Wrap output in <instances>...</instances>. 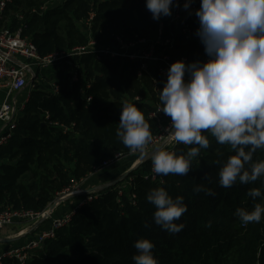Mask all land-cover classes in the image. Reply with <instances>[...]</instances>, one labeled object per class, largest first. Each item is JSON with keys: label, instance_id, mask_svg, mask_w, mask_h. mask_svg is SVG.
Masks as SVG:
<instances>
[{"label": "trees", "instance_id": "trees-1", "mask_svg": "<svg viewBox=\"0 0 264 264\" xmlns=\"http://www.w3.org/2000/svg\"><path fill=\"white\" fill-rule=\"evenodd\" d=\"M37 1L43 0H14L9 9L15 14L13 29L19 25L16 15H24V36L36 26L26 37L42 56L85 45L90 39L100 45L117 44V36L153 39L164 17L154 20L146 0H63L41 14L23 13L26 5L32 8ZM79 20L90 22L83 30L77 26ZM172 31L176 37L168 50L172 58L206 62L202 43H183L179 28L174 26ZM71 67L69 73L59 65L48 73L43 71L57 82L60 92L42 94L39 102L26 105L14 137L0 148V212L9 207L43 212L57 195L80 184L105 161L129 153L116 136L125 101L142 111L152 135L156 133L157 123L149 117L159 101L153 82L154 78L161 80L156 65L150 64L149 74L139 73L136 62L86 55L74 57ZM74 73L86 84L73 82ZM19 130L22 135L17 140ZM209 132L202 131L209 147L201 148L191 160L186 176L157 174L158 181L146 180L151 161L140 164L129 173L126 181L131 177V185L122 194L117 185L101 189L91 202L79 207L54 239L31 251L25 264H134L133 245L139 238L154 244L158 264H264V214L260 222L247 224L234 215L238 207L252 210L254 204H264V176L250 184L237 181L221 187L216 161L234 153ZM190 147L179 144L175 152L186 153ZM253 159H264V148L257 149ZM196 185L215 195L194 192ZM158 187H164L173 198H184L187 210L174 221L184 225L178 233L163 230L153 220L155 208L146 195ZM253 187L260 189V197L247 195ZM3 264L20 263L6 258Z\"/></svg>", "mask_w": 264, "mask_h": 264}, {"label": "clouds", "instance_id": "clouds-1", "mask_svg": "<svg viewBox=\"0 0 264 264\" xmlns=\"http://www.w3.org/2000/svg\"><path fill=\"white\" fill-rule=\"evenodd\" d=\"M192 0L183 5L189 9ZM146 8L154 20L170 16L173 0H146ZM199 27L196 35L204 47L206 62L186 63L178 60L167 70V79L159 91L162 112L170 118L166 134L171 140L191 145L186 153L166 150L154 145L152 133L144 114L138 107L125 101L121 106L116 136L131 152L139 151L141 160H151L152 171L167 176H186L190 162L200 149L209 147V139L202 131H210L215 141L228 145L234 154L218 159V184L231 187L237 181L250 184L264 176V159L254 160L257 149L264 148V0H200L195 10ZM194 192L211 189L196 185ZM253 199L261 196L258 187L249 188ZM146 199L155 211L153 220L163 230L180 232L177 224L187 210L182 196L173 198L164 187L151 189ZM264 204H254L252 210H235L241 223L260 222ZM134 264H158L146 238L134 242Z\"/></svg>", "mask_w": 264, "mask_h": 264}, {"label": "built area", "instance_id": "built-area-1", "mask_svg": "<svg viewBox=\"0 0 264 264\" xmlns=\"http://www.w3.org/2000/svg\"><path fill=\"white\" fill-rule=\"evenodd\" d=\"M13 2L14 0H0V91L6 94L5 99L0 104V148L8 145L14 137L19 119L28 102V97L22 99L20 98V93L27 86L30 78L34 79L36 77L37 72L45 71L55 65L65 63L67 58L86 55H95L98 57L103 55L112 59L136 62L139 65V73L146 72L149 74L150 64H154L158 67L161 76L160 81L155 78L153 79L154 93L159 99V91L162 90L163 84L167 79V70L172 63L176 62L168 53V50L173 48L176 43V37L172 31V27L177 26L179 28L180 35L183 37V43H187L188 41L201 43L199 37L196 35L199 22L195 15V10L199 8L200 0H192L189 9L183 8L187 0H173V4H178L179 6L171 7L172 14L170 16H164L161 19L153 39L139 35H135L132 39L117 36L115 38L117 44L115 45H100L95 40L90 39L85 45L42 56L39 54L37 46L28 37L24 36L26 24L23 23L24 15L22 13L16 15L19 23L17 28L13 29L10 25L6 24L9 6ZM46 6H48L47 3H44L39 9L33 10L32 14L43 13L47 9ZM181 60L188 63L187 58H181ZM78 79L77 74L74 73L72 81L78 82ZM51 91L54 94H58L60 92V86L56 83L53 84ZM88 100L90 101L91 98L89 97ZM136 100L139 99L137 98ZM149 117L156 121L157 130L152 135V141L146 145V152H150L153 146L157 144L164 145L168 151H175L177 145L183 144L171 140L166 134L170 118L162 112L160 101L155 103V107ZM128 159L132 161L128 173L142 164L141 153L139 151H130L127 154L120 153L113 159L105 161L99 168L95 169L92 175L112 168L120 162L128 161ZM145 179L151 181L159 180L158 175L152 171V166L150 174L145 176ZM131 181L132 179H130V185ZM76 185L77 183H74L73 186L60 194L64 195L72 191L70 194L79 193L80 189L77 190L74 188ZM127 187L128 185L126 184L120 185L118 188L119 193L122 194L123 190ZM92 193H89V195ZM97 196L98 194L95 195L93 193L92 196L85 198L78 208L91 202ZM132 197L135 198L136 196L132 194ZM75 212L68 213L62 218H54V210L52 208L43 212L8 208L0 212V234L16 221L29 220L37 224L44 220H52L50 228L42 230L35 239L30 240L22 249H8L0 253V264H3L6 258L16 259L20 264H25L31 251L39 249L47 240L54 239L57 231L70 223Z\"/></svg>", "mask_w": 264, "mask_h": 264}, {"label": "rangeland", "instance_id": "rangeland-1", "mask_svg": "<svg viewBox=\"0 0 264 264\" xmlns=\"http://www.w3.org/2000/svg\"><path fill=\"white\" fill-rule=\"evenodd\" d=\"M31 1H33V0H24V3H28ZM62 1L63 0H52L50 2H47V1L45 2L44 0L42 2L37 1L35 3V6L32 8H28L29 6L26 5V7L23 8V10H24L23 13L26 14V13L33 12V10L39 9L40 6L43 5L44 3H47V5H48V6H46L47 9H51L52 7L59 6L62 3ZM14 15L15 14L12 12V9H9L7 23H6L7 25H10V26L12 25V19L14 18ZM87 23H89V21L86 22L85 20H81V21L79 20V22L77 23V26H79L81 29L84 30L83 26L86 25ZM35 28H36V26L29 29L28 32L26 33V36H28V37L31 36V34L35 30ZM72 62H73V58H67L65 60V63H61V64H59V66L65 70H67V72L69 73L71 71V69L73 68V67H71ZM47 71L48 70H46V72ZM55 73H57V71ZM79 82L80 83L82 82V85L86 84V80L83 77H81V79L80 78L78 79L77 83H79ZM55 83H57V82L53 79L52 80L49 79V77L46 76L45 72H43V71L37 72L36 77L34 79L30 78L27 86L20 93V98L23 99L25 97H28L27 105L30 104L31 102L37 103V102H39L38 97H41L42 94L51 92L52 85ZM3 95H4L3 91H0V103L4 100ZM21 135H22L21 131L20 130L17 131V140L21 139ZM147 161H151V160H150V158L145 157L142 160V164L146 163ZM131 164H132L131 159H128V161L120 162L117 165L113 166L112 168L105 169L98 174L90 175L88 178L82 180L80 184H77L74 187L77 190L80 189L79 193L70 194L73 192L72 191V192L64 194V195L59 194V195H57V197L54 199L52 204L47 209L52 208L54 210V212L56 213L55 215H58V218H62L64 215H66L68 213L75 212L76 209L78 208V206L83 202V200L85 198L92 196L93 193L96 195V194H98L100 189H103V188L110 186V185H108V186L105 185V186H102L103 188L92 189V187H97V186L101 187V186H99L102 184V182H99L100 179H102V177L108 178V175H110L109 171H113V169H114V171H117L119 174L117 181L120 180L119 183L124 181L122 184H126L129 186L130 185V179H132V178L130 177L127 181H126V179L129 176L128 172H129V168H130ZM108 179L110 180V178H108ZM119 183H116V184L113 183V184H111V186H115V185L120 186ZM91 192H93V193L89 195V193H91ZM83 197H85V198L82 200ZM9 208H11V207H9ZM6 209H8V208H6ZM49 225H50V227L52 225L51 219L50 220H44V221L39 222L37 224H35L34 222L29 221V220L16 221L14 224L7 227L0 234V251H1L0 253H3L4 251H6L8 249H14V250L22 249L30 240L35 239L37 237V235L42 230L50 228V227H48Z\"/></svg>", "mask_w": 264, "mask_h": 264}, {"label": "crops", "instance_id": "crops-1", "mask_svg": "<svg viewBox=\"0 0 264 264\" xmlns=\"http://www.w3.org/2000/svg\"><path fill=\"white\" fill-rule=\"evenodd\" d=\"M89 85V84H88ZM91 85V84H90ZM89 85V86H90ZM4 93V92H3ZM4 99H5V96H6V94L4 93ZM24 96V95H23ZM22 96V97H23ZM3 102V101H2ZM1 102V103H2ZM0 103V104H1ZM110 173V175H108V178H110V180L107 178V177H102V179H100V181L99 182H102V184L101 185H99V186H101V187H92V189H94V188H103L102 186H105V185H110L111 186V184H113V183H115L116 181H117V178H118V176H119V174H118V172L117 171H114V169H113V171H109ZM101 190V189H100ZM79 198V197H78ZM85 197H83L82 198V200L84 199ZM56 213L54 212V218H58V215H55ZM48 227H50V225L48 226Z\"/></svg>", "mask_w": 264, "mask_h": 264}, {"label": "water", "instance_id": "water-1", "mask_svg": "<svg viewBox=\"0 0 264 264\" xmlns=\"http://www.w3.org/2000/svg\"><path fill=\"white\" fill-rule=\"evenodd\" d=\"M121 180H122V179H121ZM119 181H120V180H119ZM119 181L115 182V184H116V183H119Z\"/></svg>", "mask_w": 264, "mask_h": 264}]
</instances>
